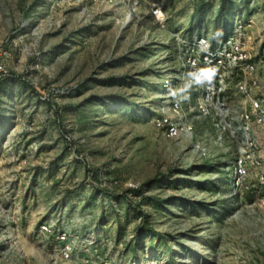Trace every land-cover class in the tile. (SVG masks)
I'll return each mask as SVG.
<instances>
[{"label": "rangeland", "instance_id": "1", "mask_svg": "<svg viewBox=\"0 0 264 264\" xmlns=\"http://www.w3.org/2000/svg\"><path fill=\"white\" fill-rule=\"evenodd\" d=\"M240 22L258 61L264 0H0V264H264L261 173L234 186L175 49ZM175 97L192 140L156 125Z\"/></svg>", "mask_w": 264, "mask_h": 264}, {"label": "built area", "instance_id": "2", "mask_svg": "<svg viewBox=\"0 0 264 264\" xmlns=\"http://www.w3.org/2000/svg\"><path fill=\"white\" fill-rule=\"evenodd\" d=\"M159 12L161 8L155 7L153 16L159 18ZM234 27L220 40H212L208 35L177 37L175 49L183 79L198 92L190 108L194 118L211 121L220 132V138L231 131L238 141L232 181L240 188L245 185L251 169L261 173L259 179L264 183V156L259 153V146L264 144V70H260L264 56L254 60L242 40V23H235ZM155 122L169 138L192 140L194 125L184 114L181 97L165 104ZM256 127H260V144ZM195 147L206 150L200 142ZM64 254L68 257L69 253L65 250Z\"/></svg>", "mask_w": 264, "mask_h": 264}, {"label": "crops", "instance_id": "3", "mask_svg": "<svg viewBox=\"0 0 264 264\" xmlns=\"http://www.w3.org/2000/svg\"><path fill=\"white\" fill-rule=\"evenodd\" d=\"M221 26H222V24H221ZM227 26H229V25H227ZM203 35V34H202ZM205 35V34H204ZM206 35H208V36H210V38L212 39V40H220L221 38H219L217 35H212L211 33H208V34H206ZM224 37V36H223ZM225 38V37H224Z\"/></svg>", "mask_w": 264, "mask_h": 264}, {"label": "bare ground", "instance_id": "4", "mask_svg": "<svg viewBox=\"0 0 264 264\" xmlns=\"http://www.w3.org/2000/svg\"><path fill=\"white\" fill-rule=\"evenodd\" d=\"M163 13L162 12H159V17L161 18V15H162Z\"/></svg>", "mask_w": 264, "mask_h": 264}]
</instances>
